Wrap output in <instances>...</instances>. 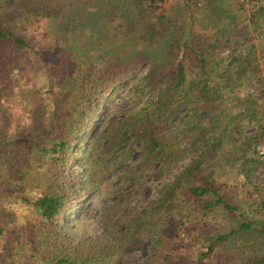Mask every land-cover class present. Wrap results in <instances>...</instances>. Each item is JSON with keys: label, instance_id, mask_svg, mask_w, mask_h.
<instances>
[{"label": "trees", "instance_id": "obj_1", "mask_svg": "<svg viewBox=\"0 0 264 264\" xmlns=\"http://www.w3.org/2000/svg\"><path fill=\"white\" fill-rule=\"evenodd\" d=\"M245 1L0 0V264H129L147 239L144 264H264V198L249 221L213 179L251 183L264 166V0ZM125 85L130 105L104 117ZM149 184L154 198L134 205ZM93 193L120 201L100 234L75 240L69 211ZM191 198L205 221L223 207L241 222L180 255Z\"/></svg>", "mask_w": 264, "mask_h": 264}, {"label": "rangeland", "instance_id": "obj_2", "mask_svg": "<svg viewBox=\"0 0 264 264\" xmlns=\"http://www.w3.org/2000/svg\"><path fill=\"white\" fill-rule=\"evenodd\" d=\"M245 7H247V0L245 1ZM246 13V10L245 12ZM46 21L40 25L41 30L37 34H32L34 40L42 41L44 29L46 26ZM259 50V59L262 70L264 71V62L262 60V56ZM264 74V72H263ZM260 87L256 84H252L248 90H241L238 94V97H244L248 91L250 93L257 94ZM132 90L131 86H121L115 92L113 97L110 99L108 105L105 107L102 115L104 117H108L112 111H118L120 109H127L130 105L126 101V95L128 92ZM17 118L22 119V112L20 108L16 109ZM114 118V117H113ZM255 132L254 127L248 128L245 131L246 134L251 135ZM98 133V129L95 127L90 128V130L84 135L82 141L79 144V148L81 146L87 145L91 139L95 138ZM261 151H264V146H260L258 148L259 157L264 160V154H261ZM254 156V155H252ZM255 157V156H254ZM85 164V160L81 154L76 157V162L73 164V179L75 181H79L82 176V172L80 171L83 165ZM255 174L253 177V181L251 183L247 182L243 176H237L236 170L226 169L224 172L216 173L214 182L220 191V194L224 196L227 204L233 207H237L241 210V213L245 215V219L249 221H261L263 218V213L257 210L261 200L264 198V166H258L254 170ZM209 173V170H205V175ZM155 186H159L162 184L160 176L158 173H153L151 178L149 179ZM202 180L199 179L191 183L192 185L201 184ZM149 184L145 186L139 196L136 197L134 201V205L144 206L148 201L154 198V186ZM118 182H116L113 187L117 186ZM204 198L203 200H205ZM199 200V199H196ZM191 198L189 200L190 205L193 209L191 215L189 214L188 226L181 229L179 235L174 237V241L178 243V253L180 251V255H193L190 251H194L195 244L200 248L202 244L203 234H211V233H227L231 228H234L237 223L241 222V217L239 213H229L225 211L223 207H219L216 211L212 213L208 220L205 221L202 219L201 210L199 207V202ZM119 199L113 198L110 201L102 200L98 193H93L89 196L78 197L77 201L72 205L69 216L67 220V228L70 236L75 239H83L89 236H96L100 234L102 227V220L108 214V208L110 205L115 204ZM191 207L189 210L192 211ZM188 210V208H186ZM187 218V217H186ZM264 236V230L262 231H253V236L262 235ZM252 235V234H251ZM196 239V241H195ZM190 246L191 249H188ZM152 241L147 239L146 241L139 243L132 255L129 257V264H144L146 258L151 254L152 251ZM243 250H246L245 246L241 247ZM226 249V248H225ZM227 249H231L227 246ZM219 249L217 250V253ZM182 257V256H181ZM195 259V255L193 256ZM192 259V257H191Z\"/></svg>", "mask_w": 264, "mask_h": 264}, {"label": "built area", "instance_id": "obj_3", "mask_svg": "<svg viewBox=\"0 0 264 264\" xmlns=\"http://www.w3.org/2000/svg\"><path fill=\"white\" fill-rule=\"evenodd\" d=\"M261 154L263 155L264 154V151H261Z\"/></svg>", "mask_w": 264, "mask_h": 264}]
</instances>
